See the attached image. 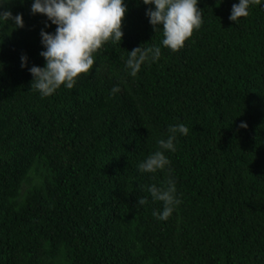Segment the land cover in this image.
I'll return each mask as SVG.
<instances>
[{"label":"trees","instance_id":"16d2710c","mask_svg":"<svg viewBox=\"0 0 264 264\" xmlns=\"http://www.w3.org/2000/svg\"><path fill=\"white\" fill-rule=\"evenodd\" d=\"M31 2L0 9L24 21L0 24V264H264V6L236 24L238 0H199L200 29L172 51L148 6L125 0L122 41L42 98L20 58L43 67L40 32L56 26ZM140 46L161 57L132 78L126 51ZM178 123L188 133L165 155L180 203L161 221L146 187L169 173L137 164Z\"/></svg>","mask_w":264,"mask_h":264},{"label":"clouds","instance_id":"9594fccd","mask_svg":"<svg viewBox=\"0 0 264 264\" xmlns=\"http://www.w3.org/2000/svg\"><path fill=\"white\" fill-rule=\"evenodd\" d=\"M147 5L146 17L154 30L162 32L161 45L172 51L180 50L185 42L198 31L202 25V10L198 7L199 0H141ZM7 0H0L3 9ZM261 5L262 0H238L231 8L228 17L238 23L247 17L252 5ZM30 11L33 15L46 17L45 29L55 25V31L41 29V45L39 55L44 59L43 67H28L27 55L21 56V68H26L32 76L31 90L39 95L49 97L62 86L73 89L78 79L90 74L97 64V54L107 43L121 42L124 36L123 20L128 11L125 0H32ZM50 22V23H48ZM0 24H11L15 29L24 27L22 14L13 15L11 11L0 10ZM159 26H162L159 27ZM127 52L125 70L129 77L135 78L142 66L159 61L161 47L143 46ZM101 71L100 65L96 74ZM118 85L113 86L109 96L120 91ZM240 128L248 127L241 122ZM188 129L183 123L169 125L167 138L156 141L157 149L150 152L137 169L141 174H155L167 169L168 178L159 185L153 183L146 187L153 201L162 203V210L153 212L158 220L165 221L173 213L180 200L177 198L176 182L172 178L170 160L165 152H175L177 136L187 135ZM148 204V199L139 197L137 206Z\"/></svg>","mask_w":264,"mask_h":264}]
</instances>
